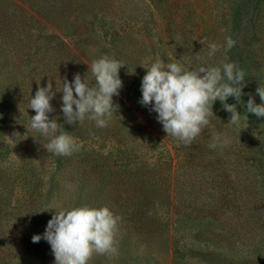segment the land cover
<instances>
[{
  "label": "rangeland",
  "instance_id": "rangeland-1",
  "mask_svg": "<svg viewBox=\"0 0 264 264\" xmlns=\"http://www.w3.org/2000/svg\"><path fill=\"white\" fill-rule=\"evenodd\" d=\"M229 35L236 43L226 51ZM210 43L220 46L212 57ZM103 55L122 65L123 86L113 97L117 113L105 128L87 118L66 124L95 135L89 143L118 153L111 167L132 175L107 192L95 180L77 184L76 166L67 165L53 170L57 190L46 179L38 189V132L29 127L36 113L28 108L37 82L46 87L52 80L56 94L48 115L64 118L63 79L71 82L76 73L83 79L88 64ZM149 57V64L160 59L187 68L223 60L242 69V62L245 79L256 89L264 86V0H0V100L8 118L3 130L0 125V264H55L46 240L32 242L45 232L54 205H106L120 217L118 254H94L88 264H264V124L250 123L239 107V124H231L227 102L216 100L209 124L191 145L167 137L158 114L139 102ZM255 101L261 103L258 94ZM202 146L225 171L223 192L243 194L237 199L248 207L240 216L214 214L192 194L207 165L197 157ZM132 203L133 209L124 206Z\"/></svg>",
  "mask_w": 264,
  "mask_h": 264
},
{
  "label": "clouds",
  "instance_id": "clouds-1",
  "mask_svg": "<svg viewBox=\"0 0 264 264\" xmlns=\"http://www.w3.org/2000/svg\"><path fill=\"white\" fill-rule=\"evenodd\" d=\"M225 42L226 51L236 43L230 35ZM219 48L216 43H210L207 55L214 56ZM195 58L200 60L199 55ZM150 60L151 57L144 62L149 66L141 65L147 71L142 78V99L139 102L143 106H151L150 111L158 114L156 119L167 137L177 139L184 146L191 145L207 127L209 117L214 114L212 106L216 100L223 103L234 97L237 103H241L242 88L246 86L243 83L245 72L235 63L222 60L218 65L198 64L187 68L175 62L165 64L160 59L149 64ZM121 67L118 60L103 55L88 64V73L83 79L79 73L71 82L67 77L63 79L59 92L63 93L61 111L67 124L83 123L87 118L98 128L108 126L119 108V105H114L113 97L119 95L123 86L119 76ZM39 81L35 95H31L28 103V108L36 113L30 117L29 127L47 139L43 147L48 153L71 156L80 150V145L67 131H60L56 119H49L48 114L54 111L50 101L56 93L52 91V80L46 87L39 86ZM256 92L261 103L256 104L250 97L246 109L247 113L261 118L264 117V86H258ZM223 106L231 114L229 123L238 125L240 113L236 105L223 103ZM13 135L19 136L20 133ZM51 210L55 211L45 232L34 235L32 242L46 240L51 246L55 264H88L94 254L109 257L118 254L116 235L120 217L108 206L68 208L54 205Z\"/></svg>",
  "mask_w": 264,
  "mask_h": 264
},
{
  "label": "trees",
  "instance_id": "trees-1",
  "mask_svg": "<svg viewBox=\"0 0 264 264\" xmlns=\"http://www.w3.org/2000/svg\"><path fill=\"white\" fill-rule=\"evenodd\" d=\"M259 3L260 1H258L256 5H258ZM244 10L245 6H243L241 10H238L237 13L238 18L236 20V29L238 30L244 24ZM189 13L190 10L186 11V14ZM178 17L181 19L185 16L179 14ZM191 26H193L192 19ZM240 67L244 72L245 70H247L245 69V64L242 62L240 64ZM243 83L246 86L242 88L243 95L241 96V103H237L234 97H229L227 99L229 101L226 102L229 104H235L236 107H239L247 112L246 103L250 97L254 98L255 101L257 92L255 94V85L253 83H249L247 79H245ZM2 100H0V125L2 124L3 130L4 121H7L8 118L7 113L4 112V102ZM248 115H250V123L264 124V117L257 118L252 113H248ZM49 119H56L57 123L60 124V131H67L71 136H74V138L78 139L77 143L80 145V150L74 152L71 156H56L48 153L47 150L43 147V145H45L48 141L38 133V189L43 186L44 179H46V184H51L52 190H57L59 178L57 177V172L53 173V170L56 169L59 172L63 166L67 165L76 166V170L74 171L73 175L76 180H79L77 184H82V186H84L85 183H89L91 180H95V183L100 186L105 184L104 191L107 192L111 191L117 180L132 175L127 169H121L117 171L114 169V167H111L110 164L113 162V160L118 163V153L111 150V148L105 150V148L102 147L101 144H98V146H94L93 143H89V141H92L95 138V135L88 136L81 130L72 129V127L67 126L65 119L62 117H49ZM197 157L200 160H204L207 165L203 166V171H201V179L192 183L191 192L193 195H195L196 199H198L202 203V208L208 207L207 210L215 212L214 214L220 213V216L221 214H223L224 216H228V214H225V212H232L235 216H240L248 207L247 204L240 203L237 199L243 194L238 191V197L232 198L229 197L227 192H223L226 189V185H222V182L224 181L223 175L225 171L219 167L217 159L213 155L212 151L209 148L202 146ZM210 164L211 166H209ZM50 167L52 171L48 173V169ZM138 202L139 204H143V199L140 198ZM127 204L124 205L127 207V209H133L134 203H132L131 206H127ZM261 204H264V196L261 199ZM121 214L124 218H129V216H131V214L124 211L121 212ZM208 217L209 215H204L198 218L205 220ZM170 222L171 224L173 223L174 226L179 225L175 220H173L172 222V218H170ZM262 242H264V238Z\"/></svg>",
  "mask_w": 264,
  "mask_h": 264
}]
</instances>
